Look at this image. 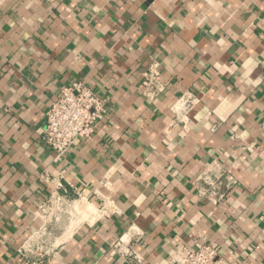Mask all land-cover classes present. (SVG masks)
<instances>
[{"label":"crops","instance_id":"obj_1","mask_svg":"<svg viewBox=\"0 0 264 264\" xmlns=\"http://www.w3.org/2000/svg\"><path fill=\"white\" fill-rule=\"evenodd\" d=\"M75 82L107 114L57 160L42 130ZM59 182L78 213L56 220ZM44 222L48 264H172L195 241L264 264V0H0V264Z\"/></svg>","mask_w":264,"mask_h":264},{"label":"built area","instance_id":"obj_2","mask_svg":"<svg viewBox=\"0 0 264 264\" xmlns=\"http://www.w3.org/2000/svg\"><path fill=\"white\" fill-rule=\"evenodd\" d=\"M144 95L154 98L165 89L160 80V72L154 65L146 74L143 82ZM180 107L189 110L192 101L181 99ZM106 99L100 96L92 87L83 83L75 82L65 87L61 95L51 103L46 113V125L42 130V138L46 145L56 152V159L61 160L69 152L78 140L91 139L96 127L106 116ZM204 182L209 186V196L216 195L225 198L221 193L225 180L228 185H233L231 176L224 172L208 170L204 173ZM48 182V178H45ZM64 190L61 196L58 190ZM51 194L50 204L54 206L55 219L60 220L65 215L71 216L76 213L73 200L68 198V191L63 183L56 184ZM51 209V213L53 211ZM47 213V211H46ZM78 213V211H77ZM55 243L51 239L48 222L33 233L20 247L19 254L22 256L21 264H48L51 254L55 249ZM172 264H231L221 257L218 250L210 244L195 241L194 246H184Z\"/></svg>","mask_w":264,"mask_h":264}]
</instances>
